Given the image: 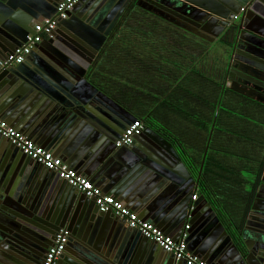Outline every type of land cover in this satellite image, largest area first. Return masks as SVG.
I'll list each match as a JSON object with an SVG mask.
<instances>
[{
	"label": "crops",
	"instance_id": "1",
	"mask_svg": "<svg viewBox=\"0 0 264 264\" xmlns=\"http://www.w3.org/2000/svg\"><path fill=\"white\" fill-rule=\"evenodd\" d=\"M54 1L0 0L2 45L15 43V34L21 35L38 17H53ZM81 1L56 27L51 39L43 37L24 63L0 73V118L140 218L174 239L186 235L187 250L207 264H260L264 172L236 243L199 189L201 164L194 175L173 147L189 173L184 175L174 152L151 133L130 147H116L122 127L130 121L129 111L114 107L86 74L102 46L109 20L124 0ZM233 1V7L242 11L250 3L242 6L243 0ZM261 12L264 14L263 8ZM261 23L264 26V15ZM5 53L0 46V55ZM63 188L53 171L29 161L0 136V225L12 231H1L0 264H36L51 243L44 226L52 229L57 224L68 230L70 244L58 264H163L164 256L170 258L127 222L91 213L95 207L90 200L76 191L72 196ZM234 213L240 221L243 213ZM216 217L245 252L239 253L241 257L227 243ZM22 221L37 225V230L27 226L15 229ZM9 223L13 225L10 228ZM19 250L31 259L21 253L17 258L11 256Z\"/></svg>",
	"mask_w": 264,
	"mask_h": 264
},
{
	"label": "trees",
	"instance_id": "2",
	"mask_svg": "<svg viewBox=\"0 0 264 264\" xmlns=\"http://www.w3.org/2000/svg\"><path fill=\"white\" fill-rule=\"evenodd\" d=\"M228 50L130 0L86 78L171 143L196 176L207 147L199 189L239 243L264 172V104L224 87Z\"/></svg>",
	"mask_w": 264,
	"mask_h": 264
},
{
	"label": "water",
	"instance_id": "3",
	"mask_svg": "<svg viewBox=\"0 0 264 264\" xmlns=\"http://www.w3.org/2000/svg\"><path fill=\"white\" fill-rule=\"evenodd\" d=\"M60 1L62 0L54 1V14L56 11V6ZM129 1L130 0H124V2L118 6L113 17L109 20V23H108L109 26L107 30L104 32V34L102 35L103 42L105 38L108 36V34L110 33L113 25L119 18L124 8L129 3ZM219 1L222 2L223 5L220 4V2H217L215 0H136V4L148 11L156 13L162 18L167 19L173 24L193 33L194 35L208 42H214L215 40H217V38L220 36L221 33H222L221 35L227 34V31L231 28L233 30V33H232L233 37H232V42H231V47H230V52H229V59H228L227 67H226V78H225L224 87L264 104V26H262V23H261V19L264 15L263 12H261V9L262 8L264 9V0H243L241 1L240 5L242 6H245L246 3L250 2L243 11H240L241 7L240 8L236 7V9L233 7V4H234L233 0H219ZM80 3H83V2L80 0L78 3H76L73 9L68 12L67 17H69L70 15H72V13H74L75 8ZM235 15H237L236 17H238L237 20L234 18ZM50 17L52 16L38 17L36 21H34L32 24H30L28 27L25 28V30L23 31V33H21V35L15 34V40L17 41L15 43H12V45H8L9 43L5 42L3 46L2 42H0L1 48L4 49V51L6 52L5 55H2V56L0 55L1 56L0 62L3 61L5 57L10 52H12L17 46H19L22 42H24L27 35H31L34 33L35 24L40 22L43 18H50ZM65 20H67V18L60 19L57 23V26L60 25L61 22ZM54 32L55 30L53 31L52 36L54 35ZM51 38L52 37H50L49 39ZM7 45L9 47L6 49ZM30 53L27 55V57L30 55ZM21 64L10 65L7 67L0 66V73L1 72L4 73L3 71H8V69L16 68ZM105 97L109 98L106 95ZM109 99L111 101V104L114 105V107L125 111V109H123L118 103H116L111 98ZM127 114H129L130 116V119H129L130 121H127L125 123L119 135L122 133V131L131 121L136 119L131 113L127 112ZM146 133H151L154 137L158 138V140L165 143V145L168 146L174 152L178 166H180L183 174L184 175L187 174L189 176L187 169L184 167L183 162L178 157L172 144L169 143L164 138H162L156 132H154L151 128L144 126L142 133L134 138L133 143L139 140V138L142 135L144 136ZM131 145L123 146V147H130ZM13 147L16 148L15 146ZM206 149L203 154V158L201 161V167L199 171L201 170L203 162H204ZM24 157L29 159V161L36 163L35 161L30 159L26 155H24ZM57 178L62 182L63 187H64L63 189L67 190L70 193V195L73 196V191H76V193H78L80 197H84L90 200L91 203H93L95 209L93 208V210H90L91 213L94 214V212H96L98 213L99 216H104V217L108 216L112 218L116 217L118 219H122L114 215L111 212H105V213L99 212L93 199L87 198L83 193H80L78 190L70 186L66 181L60 179L58 176ZM258 196H259V193L256 194V198ZM202 198L204 199L203 196ZM122 220L126 223L124 219ZM216 220L218 222L219 228L223 230V235L227 243L231 244L234 251L238 253V256L241 257L239 253L242 254L245 252L241 248L240 250L239 247H237L234 244V242L232 241V238L224 230V227L222 226L221 223H219L217 217H216ZM21 224H24L25 226H20ZM8 225L10 228L12 224L10 225L9 223ZM26 226L30 227L32 230L34 229V231L37 230L36 229L37 225H35L36 227L35 228L33 225L25 221L20 222L16 226L15 229L17 228L26 229L25 228ZM44 227L47 229V235L51 239L50 245H52L55 239L56 232L60 228H63V226L61 224H57V225L52 226V229H50L49 226H44ZM131 229L137 231L141 235V233L137 229H134V228H131ZM3 230L6 231L8 230V228L7 227L5 228V225L3 226L0 225V234H1V231ZM8 231H11V230H8ZM30 234L33 235L34 233L32 232ZM75 236L77 237L76 233H75ZM142 238H144L146 241L154 243L153 241L143 236ZM68 245L70 244L68 243ZM66 246H65V249H66ZM18 253H21V251L19 250ZM22 254L25 256H23ZM168 255H170V258L169 256L168 257L164 256L165 258L163 260V264H164V261L166 264H184V261L175 260L172 254L168 253ZM20 256L24 258L26 257L27 259H31V257L26 253L25 254L21 253ZM64 258H65L64 253H62L59 259L62 260ZM58 263H60V260L57 261V264ZM263 263H264V252L262 253V257L260 259V264H263Z\"/></svg>",
	"mask_w": 264,
	"mask_h": 264
},
{
	"label": "built area",
	"instance_id": "4",
	"mask_svg": "<svg viewBox=\"0 0 264 264\" xmlns=\"http://www.w3.org/2000/svg\"><path fill=\"white\" fill-rule=\"evenodd\" d=\"M80 0H62L56 6L55 15L44 18L34 25V33L27 35L24 42L10 52L3 61L1 67L18 65L24 62L27 55L38 44L43 37L50 38L60 19H65ZM143 130V124L139 119L131 121L115 141L116 147L129 146L136 136ZM0 136L7 139L13 146L45 169L53 171L60 179L66 181L87 198L93 199L99 212H111L119 218L124 219L130 228L137 229L141 235L153 241L158 247L172 254L175 260L184 261V264H207L197 256L190 253L186 248L185 236L174 239L164 233L151 221L140 218L134 211L126 207L114 196L103 193L89 179L68 167L60 158L54 156L49 150L38 146L17 129L10 126L0 118ZM192 195V199L196 198ZM188 226H186L187 228ZM68 239V230L60 228L55 235L52 245L49 246L41 264H56L63 253ZM264 264V263H263Z\"/></svg>",
	"mask_w": 264,
	"mask_h": 264
},
{
	"label": "flooded vegetation",
	"instance_id": "5",
	"mask_svg": "<svg viewBox=\"0 0 264 264\" xmlns=\"http://www.w3.org/2000/svg\"><path fill=\"white\" fill-rule=\"evenodd\" d=\"M244 10V9H243ZM240 11H242V9H240ZM237 15H235L234 16V18L237 20L238 19V17H236ZM232 33H233V30L230 28L228 31H227V34H223V35H221L220 34V36L217 38V40H215L214 42H210V43H220L221 41H225V42H228L229 43V50H228V56H227V60H226V66H225V68H223L222 66L220 67V75H222V77H223V80H224V83H225V78H226V67H227V63H228V59H229V52H230V47H231V42H232V37H233V35H232ZM220 48V47H219ZM67 244V243H66ZM49 248V247H48ZM48 248L45 250V252L44 253H42V255H41V257H38V261H37V263L36 264H41L42 263V261H43V258H44V256H45V254H46V252H47V250H48ZM18 252H15V253H13V255H11V256H13V257H15V258H17V257H19L18 256ZM22 260V259H21ZM58 261V260H57ZM20 263H21V261H20ZM21 264H25V263H21ZM56 264H57V262H56Z\"/></svg>",
	"mask_w": 264,
	"mask_h": 264
},
{
	"label": "rangeland",
	"instance_id": "6",
	"mask_svg": "<svg viewBox=\"0 0 264 264\" xmlns=\"http://www.w3.org/2000/svg\"><path fill=\"white\" fill-rule=\"evenodd\" d=\"M218 50V49H217Z\"/></svg>",
	"mask_w": 264,
	"mask_h": 264
}]
</instances>
